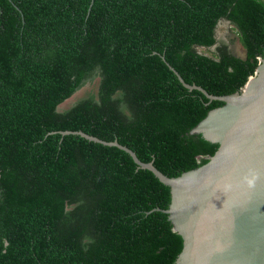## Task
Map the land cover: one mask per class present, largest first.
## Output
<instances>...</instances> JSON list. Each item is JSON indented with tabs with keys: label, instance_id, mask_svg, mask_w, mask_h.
I'll list each match as a JSON object with an SVG mask.
<instances>
[{
	"label": "trees",
	"instance_id": "trees-1",
	"mask_svg": "<svg viewBox=\"0 0 264 264\" xmlns=\"http://www.w3.org/2000/svg\"><path fill=\"white\" fill-rule=\"evenodd\" d=\"M229 20L244 57L217 44ZM215 49L206 54L197 47ZM264 52V0H0V264H176L168 176L218 143L190 133ZM163 56V57H162ZM90 91L58 106L85 83Z\"/></svg>",
	"mask_w": 264,
	"mask_h": 264
},
{
	"label": "water",
	"instance_id": "water-1",
	"mask_svg": "<svg viewBox=\"0 0 264 264\" xmlns=\"http://www.w3.org/2000/svg\"><path fill=\"white\" fill-rule=\"evenodd\" d=\"M168 66L189 90L201 91L209 101H223L190 130L219 145L205 163L168 176L117 139L104 140L83 130L59 132L116 146L138 168L150 170L169 186L168 208L156 209L168 214L182 237L176 264H264V52L244 86L226 95L189 84Z\"/></svg>",
	"mask_w": 264,
	"mask_h": 264
},
{
	"label": "rangeland",
	"instance_id": "rangeland-1",
	"mask_svg": "<svg viewBox=\"0 0 264 264\" xmlns=\"http://www.w3.org/2000/svg\"><path fill=\"white\" fill-rule=\"evenodd\" d=\"M215 35L217 38V44L219 43H225L227 45V48L230 52L233 54L244 57L245 55V49L243 48L240 40H239V34L236 30V28L229 22H226L225 20H220L218 26L215 30ZM215 47H197V50L206 54H210L212 50H214ZM91 83L87 82L85 83L80 89H78L71 97L65 100V102L61 103L58 106V110L65 109L75 103L78 99L86 95L90 89H91Z\"/></svg>",
	"mask_w": 264,
	"mask_h": 264
}]
</instances>
